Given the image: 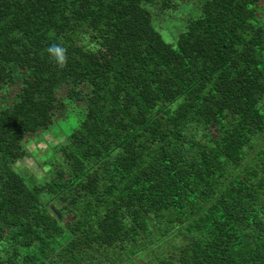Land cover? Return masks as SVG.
I'll list each match as a JSON object with an SVG mask.
<instances>
[{
    "label": "trees",
    "instance_id": "1",
    "mask_svg": "<svg viewBox=\"0 0 264 264\" xmlns=\"http://www.w3.org/2000/svg\"><path fill=\"white\" fill-rule=\"evenodd\" d=\"M153 2L0 0V264H264V0Z\"/></svg>",
    "mask_w": 264,
    "mask_h": 264
},
{
    "label": "rangeland",
    "instance_id": "2",
    "mask_svg": "<svg viewBox=\"0 0 264 264\" xmlns=\"http://www.w3.org/2000/svg\"><path fill=\"white\" fill-rule=\"evenodd\" d=\"M159 1L160 0H155V2H153V5L148 4L147 7L153 14L152 17L155 28L159 30L166 41L173 42V40L169 37L171 34L170 29L172 31H183L186 26V21L191 16L197 15L195 13H199L197 9V2L201 0H192L189 4H182L180 10L172 14L170 13L173 12V10H162L160 5L158 6ZM56 117H58L62 121L59 116ZM74 120L75 117L73 118V116H70V118L65 121ZM60 125L61 124L59 122H54V124H52L49 129V134L48 130H44V132L47 133L46 135L37 137L38 135L36 134L34 136H31L34 138L28 139L27 142H25V145L29 146L30 149L37 148L39 150V155H35L36 157L30 155L29 157L20 160L16 165L17 169L19 168V171L22 174L26 175L31 182H33V180H42V178H44L48 174V172H46L49 167L48 163L53 162L52 159L44 161L41 157H43V155H50L51 157L58 155L56 149H60L59 143L64 138V136H62V139L60 137H57L60 134ZM198 129L199 131H201V128ZM34 140H39L40 142H36Z\"/></svg>",
    "mask_w": 264,
    "mask_h": 264
},
{
    "label": "clouds",
    "instance_id": "3",
    "mask_svg": "<svg viewBox=\"0 0 264 264\" xmlns=\"http://www.w3.org/2000/svg\"><path fill=\"white\" fill-rule=\"evenodd\" d=\"M48 55L60 66L67 60L66 49L59 43L51 44L47 49Z\"/></svg>",
    "mask_w": 264,
    "mask_h": 264
},
{
    "label": "water",
    "instance_id": "4",
    "mask_svg": "<svg viewBox=\"0 0 264 264\" xmlns=\"http://www.w3.org/2000/svg\"><path fill=\"white\" fill-rule=\"evenodd\" d=\"M52 210H53V212H54L56 215H58V216L60 217V215H59V213H58V211H57L56 209L52 208Z\"/></svg>",
    "mask_w": 264,
    "mask_h": 264
}]
</instances>
